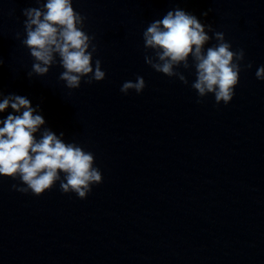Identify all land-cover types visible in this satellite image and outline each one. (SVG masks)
I'll list each match as a JSON object with an SVG mask.
<instances>
[{"label":"clouds","instance_id":"9594fccd","mask_svg":"<svg viewBox=\"0 0 264 264\" xmlns=\"http://www.w3.org/2000/svg\"><path fill=\"white\" fill-rule=\"evenodd\" d=\"M35 3L40 6L22 10L26 38L21 43L29 49L34 61L28 77L33 74L43 77L58 63L63 69L59 80L69 90L79 89L82 81L89 85L103 81L106 73L101 60L95 59L93 65L98 51L95 36L84 30L87 17L74 9L73 0L44 3L35 0ZM142 35L145 50L152 52L144 56L145 63L154 71L188 85L187 77L178 69L194 70L191 88L197 93V103L212 94L217 105L229 104L241 71L253 67L251 62L242 67L244 50L233 51L224 32L215 31L211 24L202 23L180 8L152 21ZM16 38L20 39L19 32ZM212 39L216 43L206 48ZM255 77L264 81V65L256 69ZM145 87L144 78L137 76L135 82L125 81L120 91L125 95L130 90L140 94ZM8 108L16 114L0 119V176L19 179L23 186L13 184V190L41 196L59 182L62 193H75L78 198L86 199L92 186L103 182L101 171L94 167L93 153L76 143H66L63 132L59 136L49 129L41 132L45 119L36 114L39 105L34 108L27 97L9 94L0 100V113Z\"/></svg>","mask_w":264,"mask_h":264}]
</instances>
